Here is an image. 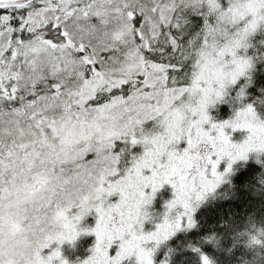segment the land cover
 Wrapping results in <instances>:
<instances>
[{
	"label": "snow or ice",
	"instance_id": "obj_1",
	"mask_svg": "<svg viewBox=\"0 0 264 264\" xmlns=\"http://www.w3.org/2000/svg\"><path fill=\"white\" fill-rule=\"evenodd\" d=\"M262 30L264 0H0V264H70L60 246L81 234L95 246L77 264H154L232 165L264 153V98L230 96ZM231 100L243 106L214 122Z\"/></svg>",
	"mask_w": 264,
	"mask_h": 264
},
{
	"label": "trees",
	"instance_id": "obj_2",
	"mask_svg": "<svg viewBox=\"0 0 264 264\" xmlns=\"http://www.w3.org/2000/svg\"><path fill=\"white\" fill-rule=\"evenodd\" d=\"M249 78L247 102L255 103L264 98V50ZM256 106L264 118V105ZM194 220V228L177 233L161 246L156 263L201 264L200 254L192 251L198 247L213 264H264V246L249 247L246 242L249 233L264 228V156L259 163L235 167L229 180L196 210ZM92 242V237H83L68 253L82 259Z\"/></svg>",
	"mask_w": 264,
	"mask_h": 264
},
{
	"label": "rangeland",
	"instance_id": "obj_3",
	"mask_svg": "<svg viewBox=\"0 0 264 264\" xmlns=\"http://www.w3.org/2000/svg\"><path fill=\"white\" fill-rule=\"evenodd\" d=\"M260 35L264 36V30L261 31ZM263 50H264V48L259 47L258 46V42L254 41L253 42V47L248 49L247 55L250 56V57H253L254 61H255L256 58L261 56V53H262ZM241 54H244L243 51H241ZM252 69L250 70V73H251ZM250 73H249L248 77H242L240 79V81L234 86V88L230 90V96L234 97L236 92L240 89V87L244 86L247 83V81L249 80V77H250ZM239 84H241V85H239ZM244 103L245 104L249 103V102H247V97L245 98ZM242 106L243 105H241V104H237L235 102V100H231L229 103H218L215 106H212V107L209 108V114L213 118L214 122H223L225 120L231 119L233 117V115H234L235 110H237L238 108H240ZM225 131H226L227 134L230 135L232 142L233 143H237V144L238 143H242L243 140L248 135L247 130H242V129L233 131L232 129L229 128V129H225ZM142 151H143V149L140 148V147H138L136 149L137 153H142ZM263 156H264V153L257 154L255 152H252V153L248 154V159L246 161L242 160V161H237L236 163H234L232 165V171L229 174L226 175V177L224 179V182H222L215 189V191L221 185H223L224 183H226L229 180V178L232 175L235 167H237L239 165H242V164H245L247 162L259 163L257 161L258 160L260 161ZM227 165H228V159L225 158L224 160L221 161V163H220V165L218 167V171L223 172L225 170V168L227 167ZM214 192L209 193L206 196V198L202 202H200V204L196 208V210L201 206V204H203L208 198H210V196H212V194ZM172 198H173V190H172L170 185L163 186V188H161L157 192L152 204L148 208V210H149V212H150V214L152 216V219L148 220V221H145L144 232L147 233V232H151V231L155 230V224L160 222V220L162 219V214L165 211L164 205L166 204V202L170 201ZM195 212H194V214H195ZM193 218H194V216H193ZM96 219H97V217H96L95 213L94 212L90 213L88 216L84 217V219L81 221L80 228H88V229L94 228L95 227V223H96ZM188 230H190V229H188ZM188 230L182 229L180 231H177L175 233V235L177 233H180V232H183V231H188ZM83 237H92L93 238L92 245L88 249L87 255L84 258H82V259H78L77 257L70 256L71 253L69 254L68 252L70 250H72L74 248L75 243H77L79 241V239H81ZM172 237H170V238H172ZM165 242L161 243L159 245V247L156 248V250H155V252L153 254V262H154V264H162V261L159 262V263H156L155 256H156V253L159 251V249L161 248V246ZM94 246H95V235L94 234H81L74 243L65 242L63 245L60 246V248H61V252H62L63 257L66 258L70 262V264H77L78 261H84L91 255V249L94 248ZM152 246H153V244H149V247H152ZM55 247H57V245L54 243L52 245V248H55ZM48 251H50V250H45V254H47ZM124 263H126V264H135V257H132V258H129L128 260H125L123 262V264Z\"/></svg>",
	"mask_w": 264,
	"mask_h": 264
},
{
	"label": "clouds",
	"instance_id": "obj_4",
	"mask_svg": "<svg viewBox=\"0 0 264 264\" xmlns=\"http://www.w3.org/2000/svg\"><path fill=\"white\" fill-rule=\"evenodd\" d=\"M256 237L258 240L261 241L260 245H257L255 243H250L251 237ZM247 244L249 247H257V246H264V228H256L255 232L248 234Z\"/></svg>",
	"mask_w": 264,
	"mask_h": 264
}]
</instances>
